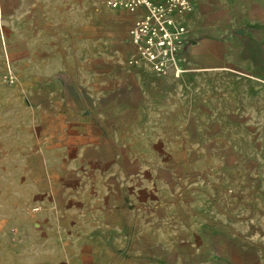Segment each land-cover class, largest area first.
<instances>
[{
    "label": "rangeland",
    "instance_id": "374dc122",
    "mask_svg": "<svg viewBox=\"0 0 264 264\" xmlns=\"http://www.w3.org/2000/svg\"><path fill=\"white\" fill-rule=\"evenodd\" d=\"M57 4L0 9V264L95 252L100 264H199L208 251L221 264L253 260L264 245L263 109L253 125L247 107L218 111L214 92L185 126L183 108L159 100L147 116L142 104L112 108L107 0Z\"/></svg>",
    "mask_w": 264,
    "mask_h": 264
},
{
    "label": "crops",
    "instance_id": "0c3cea01",
    "mask_svg": "<svg viewBox=\"0 0 264 264\" xmlns=\"http://www.w3.org/2000/svg\"><path fill=\"white\" fill-rule=\"evenodd\" d=\"M160 1L170 6V0ZM189 1L188 9L173 12L175 21L186 27L189 36L186 47L179 54L187 61L180 74L175 73V62H171L167 74L155 72L152 62L140 54L138 45L125 33L126 26L133 24L144 13L141 6L132 12L110 7L102 10L100 16L107 30V50L102 57L106 64L103 75L106 91L102 97L107 103L113 102L111 107L114 109L128 103L142 104L141 116L149 115L151 111H148L159 104L158 100L166 103L172 114L183 108L186 126L194 123L192 107L199 102L213 101L212 93L215 92L219 96L214 100L219 105L218 111L228 105L235 109L247 107L249 117L256 125L261 109L264 111V0ZM58 2L65 8L85 6V0H0V9H33L43 13V10L57 6ZM113 114H107V117ZM115 116L118 118L121 115ZM66 198L71 200L74 196L67 195ZM67 207L71 208L70 205ZM67 211L66 208L63 210V219L66 214H71L70 226L77 225L78 222L72 220L77 213L73 208L69 213ZM83 214L84 223L88 225L90 213ZM55 224H50L48 231ZM65 227L60 221L59 228L65 230ZM95 238H88L85 244L98 249L99 239L93 240ZM255 251V258L244 264H264V245ZM208 252L209 258L199 264H221L214 253ZM145 260L146 264H168L157 255H146ZM28 264H100V256L99 252H95L68 255L59 260L45 257ZM229 264H233V260Z\"/></svg>",
    "mask_w": 264,
    "mask_h": 264
},
{
    "label": "built area",
    "instance_id": "2783aa9c",
    "mask_svg": "<svg viewBox=\"0 0 264 264\" xmlns=\"http://www.w3.org/2000/svg\"><path fill=\"white\" fill-rule=\"evenodd\" d=\"M107 4L131 12L141 6L145 11L133 22L130 30L140 54L152 62L153 70L159 74H167L171 62H175L176 74L184 70L187 61L179 54L186 47L189 36L186 27L175 21L173 12L188 9L189 0H170V6L160 0H107Z\"/></svg>",
    "mask_w": 264,
    "mask_h": 264
}]
</instances>
